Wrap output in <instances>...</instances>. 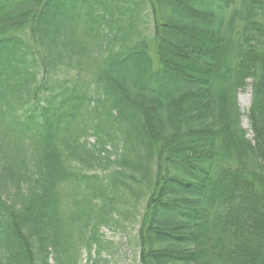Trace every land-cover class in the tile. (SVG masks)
<instances>
[{
	"label": "trees",
	"instance_id": "obj_1",
	"mask_svg": "<svg viewBox=\"0 0 264 264\" xmlns=\"http://www.w3.org/2000/svg\"><path fill=\"white\" fill-rule=\"evenodd\" d=\"M125 224L138 264H264V0H0V264Z\"/></svg>",
	"mask_w": 264,
	"mask_h": 264
},
{
	"label": "rangeland",
	"instance_id": "obj_2",
	"mask_svg": "<svg viewBox=\"0 0 264 264\" xmlns=\"http://www.w3.org/2000/svg\"><path fill=\"white\" fill-rule=\"evenodd\" d=\"M238 102L244 115L242 119L243 128L249 131V137L252 138L253 135L247 116L252 103L251 87L239 94ZM90 142L94 143V139ZM136 233L137 230L134 226L126 224L125 228H121L118 225L102 228V247L94 246L91 252L84 249L81 253L79 264H138V252L135 242L132 240Z\"/></svg>",
	"mask_w": 264,
	"mask_h": 264
}]
</instances>
